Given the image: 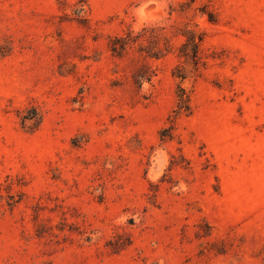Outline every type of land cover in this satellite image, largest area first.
<instances>
[{"label": "rangeland", "instance_id": "1", "mask_svg": "<svg viewBox=\"0 0 264 264\" xmlns=\"http://www.w3.org/2000/svg\"><path fill=\"white\" fill-rule=\"evenodd\" d=\"M0 264H264V0H0Z\"/></svg>", "mask_w": 264, "mask_h": 264}, {"label": "trees", "instance_id": "2", "mask_svg": "<svg viewBox=\"0 0 264 264\" xmlns=\"http://www.w3.org/2000/svg\"><path fill=\"white\" fill-rule=\"evenodd\" d=\"M116 41L119 42V45L113 46L114 51H117L119 49H123L128 44V40L125 38H118V39H116ZM196 45H197L196 41L193 40L194 48L197 47ZM194 53H195L194 56H196L197 51L194 50ZM180 101H181L180 102V109H182V110L185 109L186 111H188L189 110L188 95L186 94V91L184 89H182V93L180 94Z\"/></svg>", "mask_w": 264, "mask_h": 264}]
</instances>
